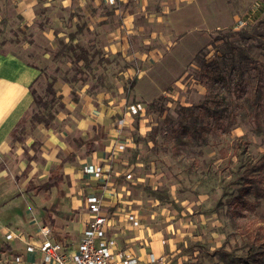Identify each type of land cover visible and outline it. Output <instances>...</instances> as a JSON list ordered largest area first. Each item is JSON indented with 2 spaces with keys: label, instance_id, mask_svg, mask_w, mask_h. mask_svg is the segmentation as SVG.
I'll use <instances>...</instances> for the list:
<instances>
[{
  "label": "rangeland",
  "instance_id": "rangeland-1",
  "mask_svg": "<svg viewBox=\"0 0 264 264\" xmlns=\"http://www.w3.org/2000/svg\"><path fill=\"white\" fill-rule=\"evenodd\" d=\"M182 6L186 17L177 39L168 31L163 34L171 38L172 47L175 42L178 45L170 51L169 60L167 57L156 64L135 66L123 53L107 56L99 34L89 30L85 18L75 19V14H68L58 24L48 20L38 32L34 27L38 35H33L32 41L29 31L13 26L10 34L2 21L0 51H12L40 68L42 75L33 90L57 115L66 113L60 85L71 89L73 102L79 101L81 93L100 92L125 100L131 115L125 119L124 133L119 137L128 145L122 143L125 149L118 150L121 154L116 160L114 186H125L130 193L124 191L119 195L124 203L108 205L105 210L117 222L112 229L115 242L116 235H141L145 240L159 239L170 264L175 260V264H222L206 256L207 252L221 247L230 252L241 248L249 236L264 235V200L258 203L252 195L236 192L239 198L229 203L217 180L228 176V167L235 160L236 138L246 137L252 156L264 153V139L255 134L258 125L264 127V56L256 47L257 41L243 44L256 61L255 68L242 63L228 48L247 24L258 26V38L264 43V0H187ZM80 48L93 60L90 68L77 60ZM133 52H128L130 59ZM257 98L256 110L250 113L247 99L253 103ZM38 112L45 111L34 106L13 137L14 169H21L24 158L42 168L47 164L42 143L46 128L33 120ZM67 116L61 122L55 119L50 132L62 135L66 145L71 144L72 153L61 155L60 164L47 166L49 172L42 171L45 176L41 179L35 175L28 189L33 201L48 204L49 209L43 207L45 204L39 207L43 220L65 219L63 224L75 222L86 208L82 196L74 199L76 210L68 207L73 201L68 196L72 182L66 172L74 168L69 161L90 154L82 148H89L92 142L105 143L107 137L100 126L85 132L88 119L79 113ZM195 118L201 121L198 129H204V135L199 132L196 138L185 139L186 145H180L184 139L177 137L185 128H196ZM19 138L24 141L17 142ZM30 140L34 141L31 147L26 143ZM76 171L84 173L81 166ZM79 181L78 188L82 189L83 181ZM147 188L165 192L171 203L162 204L147 193ZM145 240L137 245L145 247ZM151 248L159 253L158 247ZM5 262L0 257V264Z\"/></svg>",
  "mask_w": 264,
  "mask_h": 264
},
{
  "label": "crops",
  "instance_id": "crops-1",
  "mask_svg": "<svg viewBox=\"0 0 264 264\" xmlns=\"http://www.w3.org/2000/svg\"><path fill=\"white\" fill-rule=\"evenodd\" d=\"M186 2L187 0H116V5H110V0H0V23L2 21L7 23L9 33L16 26L24 32L29 31L32 41V36L38 35L34 33V27L38 32L41 30L40 26L45 27L48 20L51 23L56 21L58 24L59 20L63 21L68 14H75V19L77 16L85 18L89 21V30L99 34V39L101 37V42H104L101 46L107 56L123 53L126 61L134 63L135 66H143L145 63L150 65L162 62L167 57L169 60L170 51L178 44L175 42L172 47L171 38L166 39L163 34L168 31L170 37L172 35L173 39H177L176 34L180 26L184 25L183 19L186 17L184 6H182ZM141 40H144L143 46ZM130 49L134 50L131 59L128 55ZM41 75L39 67L30 64L20 55L12 51H0V257H4L5 261L11 259V256L4 254L5 251H9L8 247L26 255L25 246L19 241L9 242L6 239L7 235L22 234L28 242L37 241L36 228L37 225L42 224L43 219L39 207L45 204L43 207L49 209L46 201L41 200L38 203L33 201L34 196L31 190L28 191L32 188L29 186L32 178L39 175L38 178L41 179L45 176H42V171L60 164L61 155L66 157L73 151L71 144L66 145L62 135L50 132L51 128L46 129L42 132L43 149L46 150L44 152L47 163L44 165L45 169L39 163H35L36 161H29L26 158L21 160L20 170L13 168L15 160L11 154L13 137L24 118L34 107L33 89ZM59 88V96L63 98L66 113L59 112L56 122L63 121L68 114L79 113L84 119H88L85 123L87 127L85 132L92 131L90 127L100 126L107 134L105 143L92 142L89 148L87 145L82 148L86 151L90 150V154L85 153L80 155L83 157L76 156L75 161H69L74 167L69 169L74 170L68 171V169L66 172L72 182L68 196L72 197L73 201L68 207L76 210L77 202L74 199L77 200V197L81 196L85 198L86 203V208L82 214H78V219L71 224H65L64 231L68 232L67 237L72 244L74 243L69 248H74L91 219L87 203L91 195L104 196L105 211L108 205L115 207L118 202L124 203L119 199V195L124 191L128 192L127 194L130 193L125 186H114V181L117 175L116 160L121 154L118 147L122 143L128 145V141L124 142L119 137L124 133L125 125L121 127L120 122L126 123L125 119H128L131 114L128 113L125 100L119 97L112 98L109 94L102 92L94 95L81 93L79 101L73 102L71 89L64 85H60ZM115 127H117L116 133L113 131ZM64 134L67 135V133ZM26 143L31 147L34 141L30 140ZM82 149L80 152L84 151ZM111 153L112 157H110ZM30 155L33 157V152H30ZM91 165L101 167L106 174H109V180L105 183L107 184L106 192H104V182L86 175L85 172L80 175L76 171L79 166L84 170ZM80 179L84 185L82 189H79ZM55 193L56 189L53 191V194ZM111 219L113 226L109 228L108 235L113 239L112 229L117 226V222L112 217ZM124 225L126 227L127 224ZM65 235L64 233L63 237ZM117 236L116 249L128 250L142 261L147 259V253H153L165 264H170L159 239L145 240L141 235L131 238ZM142 239L146 241L145 247L137 245L144 243ZM152 246L158 247V254L152 250ZM22 248L23 251H21ZM176 261L174 264L177 263Z\"/></svg>",
  "mask_w": 264,
  "mask_h": 264
},
{
  "label": "trees",
  "instance_id": "trees-1",
  "mask_svg": "<svg viewBox=\"0 0 264 264\" xmlns=\"http://www.w3.org/2000/svg\"><path fill=\"white\" fill-rule=\"evenodd\" d=\"M237 42L229 43V50H232L235 56L238 59L246 64H252L253 67L256 68V61L253 59L249 50L246 49L243 44H246L250 41H257V48L261 49V53L264 56V43L260 41L258 36L260 35V31L257 25L247 24L237 32ZM252 46H250L251 48ZM80 55H78L77 60L83 61L85 67L90 68V64L93 60L90 61L89 54L83 48H80ZM52 95H55L53 90H50ZM258 96L260 97V93L258 92ZM34 97V106L42 109L45 112H38L34 114L33 120L38 124H43L46 129H50L52 123L56 119L57 113L51 112L48 109V103L44 102L42 98H38L33 90ZM257 100L255 102L249 103L250 113L254 112L257 107ZM191 111V110H190ZM194 117V113L191 112ZM215 114H218L216 112ZM195 129L191 130L189 127L185 128L183 132L177 137L180 139H184L180 145H186L187 142L185 139H193L196 138L197 133L201 132L204 135V129L200 130L198 127L201 125V121L198 118H195ZM255 134L258 137H262L264 139V127L262 125H258L255 129ZM24 140L22 138L17 139V142L22 143ZM250 143L246 139L245 136L239 137L235 139L233 145V157L234 161L231 166L228 167V178L225 176H219L217 179L219 181V187L222 189L224 196L227 197L226 201L229 203L232 200H236L239 198L236 192L252 195L256 202H260L264 200V153H261L257 156H252L249 151ZM73 159V156H70ZM147 193L156 198L162 204L171 203L169 200V196L165 192L154 191L151 189H146ZM221 199L218 201L217 205H222ZM213 212L215 209L212 210ZM212 213V212H210ZM51 215V214H50ZM65 219L55 222L54 220L44 221L42 219L43 225H51L54 233H55V241L61 244L64 248H69L73 246L70 239L67 237L68 232H65L66 229L65 224H63ZM64 231V232H63ZM64 233L66 234L64 237ZM8 252H4L5 255L11 256L15 258L17 256L23 255V253L18 252V250H12L9 248ZM23 251V248L21 249ZM25 251V250H24ZM206 256L209 258H217L222 264H264V235L258 233L254 237H248L243 245L240 247H236L234 250L230 252L226 251L224 247L216 249L214 252H207Z\"/></svg>",
  "mask_w": 264,
  "mask_h": 264
},
{
  "label": "built area",
  "instance_id": "built-area-1",
  "mask_svg": "<svg viewBox=\"0 0 264 264\" xmlns=\"http://www.w3.org/2000/svg\"><path fill=\"white\" fill-rule=\"evenodd\" d=\"M115 2L116 0H110L111 4ZM124 124V121L120 122L121 127ZM124 149V144L118 147L120 151ZM84 172L104 184L110 177L101 167L94 165L85 167ZM106 186L107 184L104 192L107 191ZM87 203L91 219L76 247L64 248L55 241L50 226L39 224L36 228L37 241L28 242L22 234L7 235L6 239L9 242L19 241L25 246L26 255L6 260L5 264H165L153 253H147V259L142 261L128 250L116 249V242L108 235L113 222L110 215L104 211V196L91 195Z\"/></svg>",
  "mask_w": 264,
  "mask_h": 264
}]
</instances>
